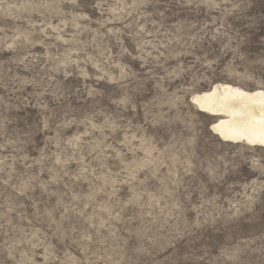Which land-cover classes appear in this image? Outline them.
I'll list each match as a JSON object with an SVG mask.
<instances>
[{
	"label": "rangeland",
	"instance_id": "obj_1",
	"mask_svg": "<svg viewBox=\"0 0 264 264\" xmlns=\"http://www.w3.org/2000/svg\"><path fill=\"white\" fill-rule=\"evenodd\" d=\"M264 92V0H0V264H264V148L192 97Z\"/></svg>",
	"mask_w": 264,
	"mask_h": 264
},
{
	"label": "bare ground",
	"instance_id": "obj_2",
	"mask_svg": "<svg viewBox=\"0 0 264 264\" xmlns=\"http://www.w3.org/2000/svg\"><path fill=\"white\" fill-rule=\"evenodd\" d=\"M197 110L221 118L210 128L222 141L264 148V92L227 86L192 97Z\"/></svg>",
	"mask_w": 264,
	"mask_h": 264
}]
</instances>
